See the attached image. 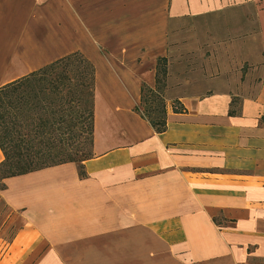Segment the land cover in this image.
Masks as SVG:
<instances>
[{
  "label": "crops",
  "instance_id": "0c3cea01",
  "mask_svg": "<svg viewBox=\"0 0 264 264\" xmlns=\"http://www.w3.org/2000/svg\"><path fill=\"white\" fill-rule=\"evenodd\" d=\"M75 51L86 176L4 180L0 264H264V0H0V86ZM158 57L162 133L134 111Z\"/></svg>",
  "mask_w": 264,
  "mask_h": 264
},
{
  "label": "trees",
  "instance_id": "16d2710c",
  "mask_svg": "<svg viewBox=\"0 0 264 264\" xmlns=\"http://www.w3.org/2000/svg\"><path fill=\"white\" fill-rule=\"evenodd\" d=\"M166 66V57H158L155 86L141 85L134 108L156 133L166 129ZM94 81V65L75 51L0 86V190L8 177L67 162L77 164L80 178L86 176L83 162L92 155L94 136ZM78 139L74 153L63 152Z\"/></svg>",
  "mask_w": 264,
  "mask_h": 264
},
{
  "label": "rangeland",
  "instance_id": "374dc122",
  "mask_svg": "<svg viewBox=\"0 0 264 264\" xmlns=\"http://www.w3.org/2000/svg\"><path fill=\"white\" fill-rule=\"evenodd\" d=\"M95 17H100V15H95ZM78 130V129H77ZM75 131H76V129H75ZM81 139H78V140H76V141H71V142H69L68 143V146H67V148H65L64 150H63V152L64 153H74V151H75V148L81 143ZM85 149H89V145H87L86 144V148H84V150ZM92 151V150H91Z\"/></svg>",
  "mask_w": 264,
  "mask_h": 264
}]
</instances>
